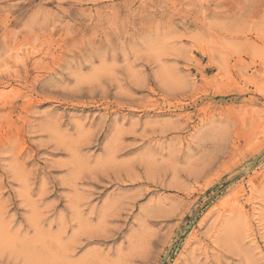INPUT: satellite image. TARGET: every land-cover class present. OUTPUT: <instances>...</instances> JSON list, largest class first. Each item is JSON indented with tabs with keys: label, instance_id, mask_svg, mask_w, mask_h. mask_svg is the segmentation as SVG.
<instances>
[{
	"label": "rangeland",
	"instance_id": "obj_1",
	"mask_svg": "<svg viewBox=\"0 0 264 264\" xmlns=\"http://www.w3.org/2000/svg\"><path fill=\"white\" fill-rule=\"evenodd\" d=\"M0 264H264V0H0Z\"/></svg>",
	"mask_w": 264,
	"mask_h": 264
}]
</instances>
